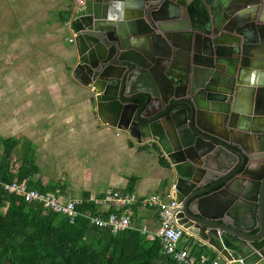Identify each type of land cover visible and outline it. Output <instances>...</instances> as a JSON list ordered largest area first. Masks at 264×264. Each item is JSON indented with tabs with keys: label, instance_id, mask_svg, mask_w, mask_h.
Segmentation results:
<instances>
[{
	"label": "water",
	"instance_id": "obj_1",
	"mask_svg": "<svg viewBox=\"0 0 264 264\" xmlns=\"http://www.w3.org/2000/svg\"><path fill=\"white\" fill-rule=\"evenodd\" d=\"M66 26L103 123L168 159L185 235L264 264V0H84Z\"/></svg>",
	"mask_w": 264,
	"mask_h": 264
},
{
	"label": "crops",
	"instance_id": "obj_2",
	"mask_svg": "<svg viewBox=\"0 0 264 264\" xmlns=\"http://www.w3.org/2000/svg\"><path fill=\"white\" fill-rule=\"evenodd\" d=\"M72 9V0H0V140L14 137L19 144L26 143L38 149L58 146L52 152L55 159L49 167L52 171L50 178L38 177L43 183L63 186L66 196L83 198L85 194L101 196L106 191L86 182L84 169L92 164H89L91 158H88L89 152L83 146L88 138L92 140L97 135H103V140L107 141L106 133L114 129L105 125L99 117L92 89L77 79V75L82 78L83 74L75 73L76 47L74 42H69L74 38L66 24H62L65 16L69 20ZM27 56H30L29 59ZM84 115L89 116V120H77L76 116L83 118ZM10 128L17 130V136L3 133ZM119 135L118 138L124 135L123 140L114 141L119 151H134L132 156L147 153L154 157L169 195L175 183L171 168L159 165L155 150H138L136 139L130 138L127 133ZM129 142L134 147H130ZM151 144L157 145L169 163L156 139H149L143 145ZM75 145L80 146L74 148ZM120 158L121 155L114 156L113 160L119 164ZM251 164L250 170L254 172L264 168V153L254 157ZM65 176H69L66 177L68 181L64 180ZM112 178L115 185L112 188L125 189L141 198L147 197L143 189L145 186H137L135 179ZM161 185L159 183L155 188H161ZM153 214L148 208L135 206L134 225L146 226L153 233L158 227ZM180 245L196 259L201 256L219 258L209 247L191 237H183ZM193 247L201 251L198 256L193 254Z\"/></svg>",
	"mask_w": 264,
	"mask_h": 264
},
{
	"label": "trees",
	"instance_id": "obj_3",
	"mask_svg": "<svg viewBox=\"0 0 264 264\" xmlns=\"http://www.w3.org/2000/svg\"><path fill=\"white\" fill-rule=\"evenodd\" d=\"M68 18L62 19L66 24ZM134 147L132 143H128ZM138 150L153 149L158 153L160 166L170 169L156 144L141 145ZM35 163L31 145L15 138L0 140V181L26 182L30 189L42 193L60 192L58 183H43ZM88 194L83 196L84 200ZM135 210V207L132 208ZM80 211L98 214L93 204L78 207ZM153 219L159 226L157 210ZM106 217V214H102ZM183 237H186L185 235ZM199 255L200 250L192 249ZM200 258V257H198ZM213 259L214 257L211 256ZM0 264H177L163 252L158 238L149 240L138 230H127L113 236L108 229L98 228L89 220L78 217L70 223L63 215L45 210L37 202L26 203L0 187Z\"/></svg>",
	"mask_w": 264,
	"mask_h": 264
},
{
	"label": "built area",
	"instance_id": "obj_4",
	"mask_svg": "<svg viewBox=\"0 0 264 264\" xmlns=\"http://www.w3.org/2000/svg\"><path fill=\"white\" fill-rule=\"evenodd\" d=\"M72 2L76 8L82 5L84 0H72ZM69 42H73V39ZM0 187L11 195L21 197L26 203L37 202L45 210L65 216L70 223H74L78 217H83L93 226L108 229L113 236L127 230H138L149 240L158 238L162 243L164 254L170 256L177 264H231L207 256L196 259L189 250L181 247L180 243L185 231L177 223L176 216L180 205L174 197V184L172 192L166 198L158 196L141 198L125 189L108 188L101 196H89L87 200L61 195L59 191L42 193L30 189L26 182L3 183L0 181ZM84 204H93L99 209V213L78 210V207ZM135 206L157 210L159 226L153 233L146 226L134 225L132 208ZM102 214H106V217Z\"/></svg>",
	"mask_w": 264,
	"mask_h": 264
},
{
	"label": "rangeland",
	"instance_id": "obj_5",
	"mask_svg": "<svg viewBox=\"0 0 264 264\" xmlns=\"http://www.w3.org/2000/svg\"><path fill=\"white\" fill-rule=\"evenodd\" d=\"M30 56H27L29 59ZM76 91L78 90L77 86H75ZM78 121L89 120V116L84 115L76 116ZM90 131V130H89ZM6 136L14 135L17 136L18 132L14 128H10L3 132ZM108 138L107 141L103 140V135H97V137L88 138L85 142L84 149L88 150V158L97 159L95 162H91L89 160V165L84 169L85 172V180L89 185H93L98 190H107L108 188H112L115 185L113 184V176L122 177L124 179H135L136 185L145 186L143 188L147 194V197L158 196L162 198L167 197V190L165 189L166 181L162 179V171L157 166L154 157H150L147 153L137 154L136 156H132L131 154H135L134 151L132 153H126L124 150H118L117 147L114 146V141L123 140V136L117 135L115 130H109L106 133ZM14 138V137H13ZM80 145H75L74 148ZM42 146L40 149L37 146H32L34 157L36 158L35 163L40 168V174L42 177L50 178L51 172L49 167L54 162L55 156L52 154L58 146L51 145ZM67 148V146H62V148ZM37 152V153H36ZM47 152V153H46ZM121 155L120 162H114L113 157ZM111 157V158H110ZM61 157H58L60 159ZM69 176H65L64 180L68 181ZM162 179V180H161ZM166 179V178H165ZM161 185V188H155L157 184ZM77 196V195H76ZM77 198H80L77 197ZM166 200V199H165Z\"/></svg>",
	"mask_w": 264,
	"mask_h": 264
}]
</instances>
